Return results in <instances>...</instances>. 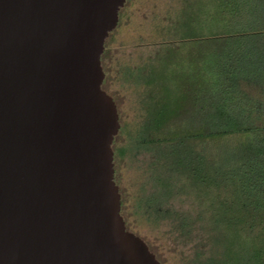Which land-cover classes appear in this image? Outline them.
Listing matches in <instances>:
<instances>
[{"label":"trees","instance_id":"1","mask_svg":"<svg viewBox=\"0 0 264 264\" xmlns=\"http://www.w3.org/2000/svg\"><path fill=\"white\" fill-rule=\"evenodd\" d=\"M129 3L102 56L116 103L107 60ZM143 40L147 57L119 73L139 110L113 144L127 229L141 235L132 199L136 217L190 248L182 264H264V0H171ZM140 156L127 196L121 166Z\"/></svg>","mask_w":264,"mask_h":264},{"label":"water","instance_id":"2","mask_svg":"<svg viewBox=\"0 0 264 264\" xmlns=\"http://www.w3.org/2000/svg\"><path fill=\"white\" fill-rule=\"evenodd\" d=\"M128 0H0V264H161L129 231L102 56Z\"/></svg>","mask_w":264,"mask_h":264},{"label":"rangeland","instance_id":"3","mask_svg":"<svg viewBox=\"0 0 264 264\" xmlns=\"http://www.w3.org/2000/svg\"><path fill=\"white\" fill-rule=\"evenodd\" d=\"M169 1L171 0H131L128 4L129 17L123 23L122 29L116 32L110 44L112 53L111 58L107 60V65L111 70L112 78L108 82V88L118 97L116 104L121 126L123 122H135L139 110L131 91L126 89L119 80L120 69L125 65L138 63L141 57H147L151 48L145 47L146 42L143 38L145 39L151 31L155 14H158ZM141 160L143 156L135 159L125 158L122 163L121 184L127 196L128 194L133 196L139 188L140 170L138 166ZM132 204L133 201L130 199L127 202V210L131 228L141 234L140 237L150 245L160 263L182 264V260L190 255V248L177 247L171 237L166 234V227L155 229L150 223L136 217L133 214Z\"/></svg>","mask_w":264,"mask_h":264}]
</instances>
